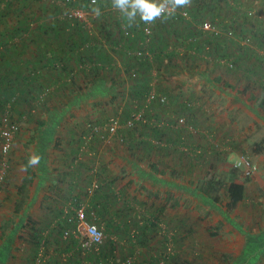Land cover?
Returning a JSON list of instances; mask_svg holds the SVG:
<instances>
[{
    "label": "trees",
    "instance_id": "trees-1",
    "mask_svg": "<svg viewBox=\"0 0 264 264\" xmlns=\"http://www.w3.org/2000/svg\"><path fill=\"white\" fill-rule=\"evenodd\" d=\"M42 1L0 0V192L7 188L13 162L11 156L16 141L22 136V128L16 129V125L19 126L18 121H31L36 114L41 115L38 124L43 130H38L35 138L39 139L37 152L44 166L47 147L51 143L58 144L59 138L55 140L54 134L67 119L73 117L68 109L75 104L73 99L79 97L74 93L82 92L83 88L92 93L90 97L110 96L113 102L120 99L126 101L127 111L124 112L122 120L124 129L119 131V136L127 137L135 165L145 161L151 163L150 158L154 152H159L161 156L163 152L178 151L181 156H189L194 160L201 158L202 153H205L204 148L185 143L182 138L185 129L182 128L183 124H180L181 119L164 128L155 123L158 117L151 111L156 105L170 106L166 91L160 89L157 93L154 90V64L165 63L166 60L171 64L172 60H183L191 55L188 53L202 54L209 66H213V70L226 68L238 73L244 64L248 63L250 66L243 69L248 88L242 92H248L250 88L254 90L249 101L253 104V109L264 116V5L261 9L255 8V1L249 0L252 6L246 5L247 8L243 10L246 0H187L186 4L176 7L175 11L152 22L133 24L120 11L113 10V0H57L53 10H50L49 4ZM161 1L171 7L174 3V0ZM96 9L100 12L98 16L95 15ZM76 10L85 13V19L74 17L72 12ZM252 12L255 14L252 15ZM113 14H116V27L107 23V19ZM207 26L209 30L206 29ZM176 28L180 38L179 44L169 42V37L162 39L161 31H174ZM120 52L126 57L121 66L125 72L121 70V73L129 75L136 69L139 80L135 92L128 96L117 89L116 81L109 82L110 73L116 66L113 54ZM157 69V72H160L159 68ZM220 76L221 74L219 78ZM67 92L70 94L66 95ZM153 94L155 99L150 100L149 97ZM61 96L65 101L60 106L56 101L60 100ZM162 98L165 99L164 103ZM15 113L19 114V119ZM98 124L99 122L94 123ZM189 125L191 128L194 126L191 121ZM7 128L13 131L15 138L9 156H4L1 146L4 138L1 132ZM166 130L175 133L176 142L173 139H163ZM98 133L84 131L77 134L80 137L78 140L76 133L69 134L70 142L62 151L63 166L49 170L51 178L55 177L56 181L54 186H49L51 191L59 190L61 194L65 191L71 196L81 191L82 184L84 186V183L90 184L93 181L90 178V181L88 179L82 184L80 182L90 177L95 169L87 157L93 151L90 144L98 141ZM170 135L172 136V133H169ZM85 136H89L87 139L91 138V143H87ZM141 151H144L143 155H140ZM263 152L264 138L257 144L256 153ZM151 164L155 171H160L157 163ZM106 169L108 167L105 164L99 168L95 179L99 185H96L94 191L91 194L84 193L86 197L91 195L90 208L86 213L89 222H96L101 218V223L103 220L107 224L110 223L106 216L114 204L111 198L116 194L114 195L112 189L118 182L113 178L108 179ZM34 177H38L37 173ZM203 181H206L205 185L193 190L192 194L200 197L203 203H209L212 208L220 209L218 204L222 197L219 193V182L212 178ZM28 183L30 181L25 178L22 185L17 187V198L13 200L12 205L13 214L20 219L16 227L11 223L6 226L10 233L6 235V242L1 248L3 252L0 253V264H8V260L12 259H16L17 264H30V261L31 264H45L47 257V260L54 259L57 251H61L63 246H58L54 250L55 254H51V234L56 231L66 234L72 226L75 227L70 222L75 216L73 209L82 208V201L76 198L79 202L75 201L72 205L71 201L70 206L61 209L57 216L52 217L53 222L48 228L38 226L35 222L38 212H34L33 205L38 202L39 191L46 190L45 182L39 183L37 190L31 195ZM225 189L229 199L225 214L230 216L232 211L249 200L247 186L243 182L232 180ZM45 205L46 202L42 201L40 209L46 208ZM140 206L144 208V218L148 217L146 220L154 227L160 220L156 214L165 213L168 209V206L164 205L161 210L152 212L146 208L145 203ZM177 206L178 204L171 205L169 208ZM42 212L43 209L40 210V213ZM187 231L189 234L194 233L192 228ZM262 239L249 235L244 254L252 255L257 252ZM72 241L73 247L85 252L77 240ZM17 242L29 245L24 248L27 255L25 259H21L23 254H17L18 248L17 251L14 249ZM144 245L143 242L141 246ZM19 246L23 248L22 244ZM137 253L140 255V249L134 250L126 264H134ZM89 255H92L86 260L89 264H117L113 254L111 258L101 253ZM260 257L261 253L249 264L260 261Z\"/></svg>",
    "mask_w": 264,
    "mask_h": 264
},
{
    "label": "rangeland",
    "instance_id": "rangeland-1",
    "mask_svg": "<svg viewBox=\"0 0 264 264\" xmlns=\"http://www.w3.org/2000/svg\"><path fill=\"white\" fill-rule=\"evenodd\" d=\"M252 1H255V8L261 9L264 5V0ZM42 2L49 4L50 10H53V6L58 3L57 0ZM251 2L246 0L243 10L247 8L246 5H251ZM157 3L163 2L157 0ZM254 14L252 12V15ZM107 20V23L116 27V14ZM132 22L138 24L143 20L137 16ZM181 27L187 29L185 26L181 25ZM94 31L97 32L95 29ZM177 31V28L174 31L164 30L160 34L162 39L169 37V42L179 44L180 38ZM188 54L191 55L183 60H172L171 64H168L167 60L165 63L154 64V90L157 93L160 89L165 90L171 107L156 105L153 109L151 108V111L158 117L155 123L164 128L174 121L184 119L182 128L185 131L182 138L185 143L195 144L204 148L205 151L202 153L203 156L196 160L189 156H181L178 151L163 152L161 156L159 152H154L150 160H152L151 163L158 164L159 172L155 171L152 164L147 161L135 165L132 162L134 159L131 158L127 137L119 136V131L124 129L122 120L124 112L127 111L126 101L120 99L113 102L110 96L90 97L92 93L87 89L84 90L85 88L80 93H74L79 97L73 99L75 104L68 109L73 117L67 119L54 134L55 140L59 138V142L51 143L47 147L44 166L37 152L39 139L35 138L38 130H43V127L38 124L41 115L36 114L31 121L22 123L18 121L19 126L16 125V129L22 128V136L14 146L8 180H12L19 174L23 176L22 181L27 178L30 181L28 183L30 195L37 190L39 183L45 182L46 190L39 191L38 202L40 199L41 202L45 201L47 209L42 207V213H40V207L34 209L38 212L35 220L38 226L48 228L53 222L52 217L57 216L61 209L70 206L71 201L72 205L77 200L82 201L81 206L87 213L91 204V195L86 197L84 193L91 194L96 185H99L95 179L97 172L100 171L99 168L104 164L108 167L106 169L110 176L108 179L113 178L118 182L112 189L114 195L116 194L111 198L114 204L106 216L110 223L107 224L104 220L101 223V218L95 222L106 236L100 249L83 252L78 247H73L72 239L75 238L71 236L74 230L72 226V229L67 231L70 232V236L58 231L51 234L50 253L55 254L54 250L60 245L63 249L57 251L54 259L47 260L49 259L47 257L45 264H89L86 260L92 256L89 255L92 253H101V255H107V258H111L113 254L117 264H126L135 249H140L141 253L140 255L137 253L134 257V264H249L256 260L259 253H261L260 261L255 264H264V245L261 246L264 244V152L256 153L257 144L264 138V116L254 110L253 104L249 101L254 90L250 88L248 92H242L248 88L244 70L250 65L245 63L238 73L226 68L213 70V66H209L202 54ZM113 55L116 66L110 73L109 82L116 81L117 89L121 93L127 96L132 95L139 81L137 71L133 69L129 75L121 73V70L125 72L121 66L126 57L121 52ZM157 68L160 72H157ZM68 94L70 93L67 92L66 95ZM59 98L56 104L61 106L65 100L63 96ZM16 115L19 119V114ZM190 121L194 125L192 128L189 125ZM97 122L99 124L94 125ZM84 125H86L85 130H83ZM44 129L46 132L47 128ZM84 131L99 132L98 141L94 144H90L91 138L87 139L90 135L85 136L87 143L90 141L89 144L93 148L90 158H87L92 161L91 166L93 165L95 169L89 175L90 177L80 182L82 184L88 179L90 181V178L93 181L90 184L84 183V186L82 184L81 191L71 196L65 191L64 194H61L59 190L51 191L49 186H54L56 181L51 178L49 170L63 166L62 151L70 142L69 134L76 133V140H78L80 137L77 134ZM165 132L163 139H173L176 142L175 133L167 130ZM169 133H172V136H169ZM141 153L140 155H143L144 151ZM34 157L38 158L39 162L33 165L30 161ZM244 162H249L252 170L254 171L255 167L256 171L248 175ZM35 173L38 176L36 178ZM206 178L219 182L218 188L222 199L218 204L220 206L218 210L212 208L209 203H203L200 197L192 194L193 190L205 185L206 181L203 180ZM232 180L246 184L249 200L227 216L225 212L229 199L225 186ZM7 190L8 188L2 191ZM38 202H36L37 205H39ZM142 203H145L146 208L151 209L152 212L161 210L164 205L168 206L167 212L156 214L160 219L159 222L155 221L157 226H151L146 220L149 218H144L142 211L144 208L140 206ZM176 204H178L177 207L169 208ZM0 215H7L11 224L15 225L20 219L13 214V211ZM7 224L6 221L0 228V251L6 242V235L10 233L6 228ZM189 228H192L194 233L189 234L187 231ZM249 235L263 239L259 243L257 252L245 255L244 250ZM143 242L144 247L141 246ZM19 244H22L23 248H19ZM23 244L24 242H17L14 246L16 251L18 248V255L23 254L21 259L27 256L24 248L29 246L26 243ZM17 263L16 259L8 260V264Z\"/></svg>",
    "mask_w": 264,
    "mask_h": 264
},
{
    "label": "built area",
    "instance_id": "built-area-1",
    "mask_svg": "<svg viewBox=\"0 0 264 264\" xmlns=\"http://www.w3.org/2000/svg\"><path fill=\"white\" fill-rule=\"evenodd\" d=\"M172 11H175V9L173 10L171 6L167 5L165 12L162 13L160 17ZM72 14L74 17H78V18L85 19L86 17L85 13L78 10L73 11ZM206 29H209V26H207ZM147 33H149V31ZM149 98L150 100H154L155 95L153 94ZM161 101L162 103H164L165 99L162 98ZM183 123H184V119H181L180 124ZM8 128L6 130L4 129L1 132V136H3L4 138V143L1 145L4 156H9L8 154L13 146V140H14V135L12 133L13 131H11V129ZM244 164L247 169L248 175L256 171L255 167H254V171L252 170V167L250 166L249 162H244ZM1 180H0V187L2 186ZM73 210L75 212V216L70 219V222H72L75 225V227L74 230L72 231L71 236L78 241V244L82 250L84 251L99 250L106 238L104 231L96 223L88 221L86 211L83 207ZM69 233L70 232H66V236H70Z\"/></svg>",
    "mask_w": 264,
    "mask_h": 264
},
{
    "label": "clouds",
    "instance_id": "clouds-1",
    "mask_svg": "<svg viewBox=\"0 0 264 264\" xmlns=\"http://www.w3.org/2000/svg\"><path fill=\"white\" fill-rule=\"evenodd\" d=\"M186 3L187 0H174L172 9L174 10L176 7ZM113 7L118 9L129 21H133L139 16L147 23L160 17L162 13L165 12L167 5L164 3H157V0H113ZM96 14H100L99 9H96ZM38 162V158L35 157L30 161L33 165Z\"/></svg>",
    "mask_w": 264,
    "mask_h": 264
},
{
    "label": "crops",
    "instance_id": "crops-1",
    "mask_svg": "<svg viewBox=\"0 0 264 264\" xmlns=\"http://www.w3.org/2000/svg\"><path fill=\"white\" fill-rule=\"evenodd\" d=\"M22 177L20 176V174L16 177H13L12 180H8V190L7 191H1L0 192V214H3L5 212L11 213L13 211V200H15L17 198V187H20L23 183L22 181ZM54 177V176H53ZM55 179V177H54ZM39 205H37V203H35L33 205V210L34 209H38L41 206V199L38 202ZM37 205V206H36ZM35 212V211H34ZM7 221V223H11V220L6 216H1L0 215V228L1 226ZM15 227L16 225L13 224Z\"/></svg>",
    "mask_w": 264,
    "mask_h": 264
}]
</instances>
